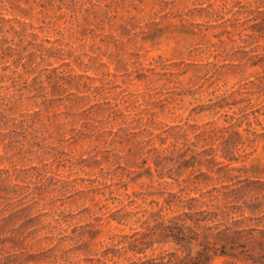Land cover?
<instances>
[{"label": "rangeland", "instance_id": "1", "mask_svg": "<svg viewBox=\"0 0 264 264\" xmlns=\"http://www.w3.org/2000/svg\"><path fill=\"white\" fill-rule=\"evenodd\" d=\"M16 18L0 264H131L175 248L159 215L201 208L234 232L213 264L264 256V0H0Z\"/></svg>", "mask_w": 264, "mask_h": 264}, {"label": "trees", "instance_id": "2", "mask_svg": "<svg viewBox=\"0 0 264 264\" xmlns=\"http://www.w3.org/2000/svg\"><path fill=\"white\" fill-rule=\"evenodd\" d=\"M17 5L22 13H29L25 6L20 3ZM16 20L21 23L19 27L10 24L6 28V24L3 23L0 30L5 32L10 29L15 35L23 34L26 31L27 22L18 18ZM191 199L195 198L192 197ZM182 205L191 208L193 204ZM182 214H186V217L177 214L172 216L161 214L152 227V235H155L157 230L164 233L168 238L166 241L175 245L174 249H164L156 255H144L133 260L131 264H213L217 257H237V254L233 252L235 247L231 244L234 232L229 231V227L215 229V224H218L213 222L216 213L201 208L193 212L184 211ZM236 231L239 232V230ZM140 243L142 246L136 248L138 253H144L152 245L151 242L145 244L141 241ZM252 259V264H264L263 255L257 259L252 257ZM221 264L240 263L223 261Z\"/></svg>", "mask_w": 264, "mask_h": 264}]
</instances>
